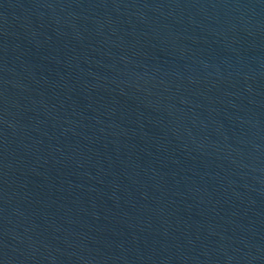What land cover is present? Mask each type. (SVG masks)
Listing matches in <instances>:
<instances>
[{
    "label": "water",
    "instance_id": "water-1",
    "mask_svg": "<svg viewBox=\"0 0 264 264\" xmlns=\"http://www.w3.org/2000/svg\"><path fill=\"white\" fill-rule=\"evenodd\" d=\"M0 264H264V0H0Z\"/></svg>",
    "mask_w": 264,
    "mask_h": 264
}]
</instances>
